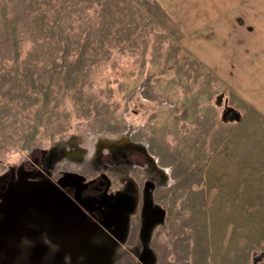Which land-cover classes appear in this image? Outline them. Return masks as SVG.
Instances as JSON below:
<instances>
[{
  "label": "rangeland",
  "instance_id": "1",
  "mask_svg": "<svg viewBox=\"0 0 264 264\" xmlns=\"http://www.w3.org/2000/svg\"><path fill=\"white\" fill-rule=\"evenodd\" d=\"M0 236V264H264V0H0Z\"/></svg>",
  "mask_w": 264,
  "mask_h": 264
},
{
  "label": "trees",
  "instance_id": "2",
  "mask_svg": "<svg viewBox=\"0 0 264 264\" xmlns=\"http://www.w3.org/2000/svg\"><path fill=\"white\" fill-rule=\"evenodd\" d=\"M10 215H8V216H6V217H8V219L10 218L9 217ZM19 222V221H18ZM18 225V224H17ZM10 229H11V231L13 230V228H11V227H9ZM9 229V230H10ZM17 230L18 231H20L21 230V227H19V228H17V226H16V230L13 232V234H15V232H17ZM3 234H5V235H7V231L6 232H4ZM0 245L2 246V247H5L6 249H9L8 248V244L7 243H5L4 241H3V239L1 238V236H0ZM17 253H20L19 251L17 252ZM16 251H15V249L14 250H12V254H10V255H8L9 257L7 258L8 260H12L13 259V255H15V258H19L16 254ZM6 259V260H7ZM0 260H1V258H0ZM3 260V259H2ZM1 263H2V261H1Z\"/></svg>",
  "mask_w": 264,
  "mask_h": 264
},
{
  "label": "flooded vegetation",
  "instance_id": "3",
  "mask_svg": "<svg viewBox=\"0 0 264 264\" xmlns=\"http://www.w3.org/2000/svg\"><path fill=\"white\" fill-rule=\"evenodd\" d=\"M102 185H104V184H101V185H99V184H97L96 182H94L93 184H92V188L94 187V186H96V188L93 190V193H94V195H99V191L102 189ZM98 186V187H97ZM91 215L92 216H95V217H98L97 215H95V213H91ZM21 228H22V226H21ZM23 232V231H22ZM23 236V235H22ZM25 243H27V242H25ZM21 244H23V243H21ZM30 244V243H29ZM22 246H24V245H22ZM54 247H56V246H54ZM14 250V249H13ZM24 250H27V247L26 248H23V247H19V252L20 253H24ZM58 250H59V248H58Z\"/></svg>",
  "mask_w": 264,
  "mask_h": 264
},
{
  "label": "bare ground",
  "instance_id": "4",
  "mask_svg": "<svg viewBox=\"0 0 264 264\" xmlns=\"http://www.w3.org/2000/svg\"><path fill=\"white\" fill-rule=\"evenodd\" d=\"M158 163V162H157Z\"/></svg>",
  "mask_w": 264,
  "mask_h": 264
}]
</instances>
